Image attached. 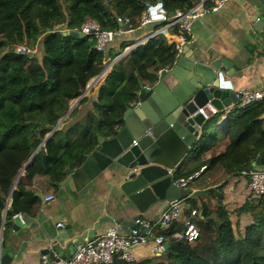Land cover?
Masks as SVG:
<instances>
[{
  "label": "trees",
  "instance_id": "obj_1",
  "mask_svg": "<svg viewBox=\"0 0 264 264\" xmlns=\"http://www.w3.org/2000/svg\"><path fill=\"white\" fill-rule=\"evenodd\" d=\"M159 1L169 16L193 5V0H0V235L4 247L14 227L13 206L37 217L43 204L38 188L57 189L66 178V168L80 167L82 156L95 150L99 135L116 136L122 117L139 101L142 86L153 87L160 67H173L179 57L175 43L163 33L115 60L138 39L123 36L102 52L93 35L75 38L64 35V30L80 29L88 17L103 29H116L118 16L130 17L137 28L148 5ZM167 23L161 22L155 30ZM174 32L178 34L177 27ZM21 45L31 53H19ZM107 60L115 61L98 96L90 100L84 93ZM223 115L220 110L206 120L190 161H183L175 174V179H188L200 172L187 187L207 181L210 186L204 192L213 194L214 203L199 204L188 195L180 198L190 205L185 221L170 225L152 221L153 234L172 237L186 229L192 211L198 210L200 217L192 219L198 238L171 239L161 255L135 261L117 258L111 264H264V195L248 196L239 208L251 215L242 232L225 203L226 180H222L224 174L243 175L264 151V99L236 105L220 140L214 129Z\"/></svg>",
  "mask_w": 264,
  "mask_h": 264
},
{
  "label": "crops",
  "instance_id": "obj_2",
  "mask_svg": "<svg viewBox=\"0 0 264 264\" xmlns=\"http://www.w3.org/2000/svg\"><path fill=\"white\" fill-rule=\"evenodd\" d=\"M163 21L156 20L148 28L128 32L124 37L138 39L137 42H139ZM157 31L163 33L169 41L174 40L176 36L174 27L169 26L168 23L159 27ZM218 37H224L236 48L233 61L241 67V72L231 73L235 69H229V67L223 69L225 80L232 83L233 90L264 87V26L261 22L257 24L241 0H228L217 12L207 13L195 20L192 40L184 46L179 57L184 55L192 58L196 48L209 49ZM110 66L111 64L102 76L99 75L90 82L88 90L84 94L90 100L91 97L96 98L100 85L104 83L110 73ZM77 103L78 101L73 104V108ZM236 105L239 103L234 97L227 107L221 109L224 111L221 120L228 117ZM221 120L214 129V134L220 140L224 137L222 128L225 124L221 125ZM191 149L188 154L184 155V157L187 156L186 162L191 159ZM257 167H264V162L262 161V164ZM125 174L124 168L117 163L110 161L100 152L92 151L87 160L80 167L75 168V172L68 182H60L57 189L38 188V193L45 197L54 195V198L49 200L45 206L43 201L41 207L48 218L35 228H21L16 231L13 227L5 247L3 246V252L11 251L15 254L12 257V264H41L44 257L51 262L49 256L43 253L44 249L49 247H57L70 256L71 244L79 237L92 231L101 219H104V222L96 230L95 235L103 232L109 224L119 222L122 218L125 223L132 226L134 225L133 217L137 214L153 221H159L162 212L169 206L167 200L159 201L144 213H140L135 206L124 209L122 205L124 192L121 183L126 178ZM223 179L226 180V185L223 188L225 203L231 212L233 221L236 225L237 222L239 223L238 228L244 226L242 230L240 229L243 232L251 222L250 213L239 209L247 197L252 196L249 177L244 174L241 176L224 174L222 175ZM200 181L195 182L189 188L192 191L190 195H194L199 204L202 201L214 203L213 194L204 192L210 186L209 183ZM46 189L50 191L46 192ZM183 202L184 209L180 221H185L188 216L186 208H190L185 199ZM243 215L248 216L246 222L242 220ZM58 221L65 222L66 231L57 226ZM85 238H89V235ZM134 252L136 260L149 257L152 255L151 244L138 247Z\"/></svg>",
  "mask_w": 264,
  "mask_h": 264
},
{
  "label": "water",
  "instance_id": "obj_3",
  "mask_svg": "<svg viewBox=\"0 0 264 264\" xmlns=\"http://www.w3.org/2000/svg\"><path fill=\"white\" fill-rule=\"evenodd\" d=\"M241 1L257 24L261 22L264 26V0ZM158 6L164 10L160 1ZM162 16L160 14L155 18ZM63 34L75 38L85 36L77 30L64 31ZM235 52L236 48L228 40L218 37L211 48H196L192 58L181 55L171 70L162 71L159 81L153 87L146 89L142 86L138 106L128 108L121 119L122 128L116 136L109 139L98 136L95 151L104 154L125 170L126 178L121 183L124 209L135 206L140 213H144L159 201L170 202L191 194V189L175 182V174L187 158L184 155L196 145L206 122L202 114H192L198 106L202 107L209 101L219 110L227 107L234 97L238 102L233 85L225 80L223 72L225 67L234 68L235 71L231 73L241 72V67L233 61ZM228 118L229 116L225 120ZM88 156H82L83 162ZM262 161L264 162V151L258 155L249 170L261 165ZM74 172V168L67 167L64 171L66 178L62 183L68 182ZM41 197L45 206L49 200L45 196ZM13 210L19 213L15 206ZM140 217V214L133 217L132 226L125 223L124 218L119 222L129 233L131 228L140 227L136 223ZM47 218L42 209L37 217L28 214H24V220L15 217L13 226L16 231L35 228ZM103 222L104 219H101L92 231L71 244V255L75 244L88 235L90 239L93 238ZM2 237L3 235L0 237V264H12L15 254L11 251L3 252ZM43 253L49 256L52 264H57L59 257H68L57 247L46 248Z\"/></svg>",
  "mask_w": 264,
  "mask_h": 264
},
{
  "label": "built area",
  "instance_id": "obj_4",
  "mask_svg": "<svg viewBox=\"0 0 264 264\" xmlns=\"http://www.w3.org/2000/svg\"><path fill=\"white\" fill-rule=\"evenodd\" d=\"M226 1L228 0H193L191 8L178 10L175 14L170 16L165 10H162L157 3L155 5H148L147 9L139 19V26L137 28L133 26L131 18L127 16H118L117 21L119 26L116 29L111 30L103 29L96 20L88 17L84 25L80 29H77V31L85 35H93L96 40V48L99 51L106 52L111 45L118 42L126 33L137 29L148 28L156 20H164L168 21L169 26L178 28V34L171 42L175 43L180 55L184 46L192 40L193 22L207 13L217 12ZM160 14L163 15L162 18H155ZM158 34L159 31L151 30L141 41L127 47L118 57L120 58L137 45L151 38L157 37ZM17 51L19 53H31V49L26 45L19 46ZM108 66H106L100 76L106 72ZM169 69V67L160 68L158 73L160 75L163 70ZM145 88L150 89L151 87L146 86ZM235 93L240 106H245L264 99V87L244 88L236 90ZM138 104L139 101L131 106L137 107ZM219 111L220 110L209 101L202 107L198 106L197 110L192 115L202 114L205 120H207ZM226 121L227 120L225 119L221 120V125ZM199 173L200 172H196L188 179H176L175 182L181 187L188 188V182L198 176ZM243 174L248 175L249 177V188L252 192V196L256 198L264 195V167L256 166L252 170H244ZM53 198L54 195H49L46 197V200H51ZM183 209L184 202L182 199L178 198L170 201L169 206L162 212L159 221L164 225L173 224L180 220L183 214ZM15 217L24 220L23 213H16ZM195 217H200L198 210L192 211L191 219L189 218L186 221V229L182 232L175 233L172 237L153 234V220L142 216L136 220V223L139 224L140 227L131 228L129 233L124 229L122 223L113 222L109 224L103 232L93 236V238H85L84 240L77 242L74 246L73 254L67 258L59 257L57 264H111L117 258L125 259L127 261H135L136 257L134 251L138 247L148 244H151L152 255H161L166 251L171 239H186L194 241L198 238L199 229L194 220H192ZM57 226L63 231H66V224L64 221H58ZM41 264H52V262L44 257Z\"/></svg>",
  "mask_w": 264,
  "mask_h": 264
},
{
  "label": "rangeland",
  "instance_id": "obj_5",
  "mask_svg": "<svg viewBox=\"0 0 264 264\" xmlns=\"http://www.w3.org/2000/svg\"><path fill=\"white\" fill-rule=\"evenodd\" d=\"M142 40V39H141ZM131 46V45H130ZM36 51H38V52H41V42L37 45V47H36ZM118 59V58H117ZM109 60V59H108ZM107 60V65L106 66H108L110 63H111V61H108ZM75 103V102H74ZM232 116H234V114L232 115ZM218 129L220 130V127H218ZM247 215H243V217H242V220H243V222H246V219H247ZM243 228H244V226H243ZM243 228H239V229H243ZM8 238V237H7Z\"/></svg>",
  "mask_w": 264,
  "mask_h": 264
}]
</instances>
